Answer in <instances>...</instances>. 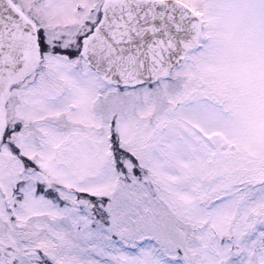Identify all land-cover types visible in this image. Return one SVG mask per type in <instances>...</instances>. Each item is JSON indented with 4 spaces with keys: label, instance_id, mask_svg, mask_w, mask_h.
Here are the masks:
<instances>
[{
    "label": "snow or ice",
    "instance_id": "1",
    "mask_svg": "<svg viewBox=\"0 0 264 264\" xmlns=\"http://www.w3.org/2000/svg\"><path fill=\"white\" fill-rule=\"evenodd\" d=\"M0 264H264V0H0Z\"/></svg>",
    "mask_w": 264,
    "mask_h": 264
}]
</instances>
